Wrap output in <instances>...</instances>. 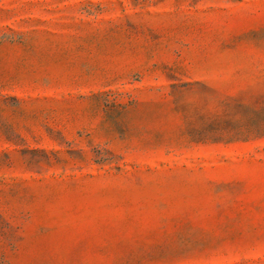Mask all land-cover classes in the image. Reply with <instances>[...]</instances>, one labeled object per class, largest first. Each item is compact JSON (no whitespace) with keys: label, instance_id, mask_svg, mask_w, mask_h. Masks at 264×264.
I'll use <instances>...</instances> for the list:
<instances>
[{"label":"rangeland","instance_id":"obj_1","mask_svg":"<svg viewBox=\"0 0 264 264\" xmlns=\"http://www.w3.org/2000/svg\"><path fill=\"white\" fill-rule=\"evenodd\" d=\"M0 264H264V0H0Z\"/></svg>","mask_w":264,"mask_h":264}]
</instances>
